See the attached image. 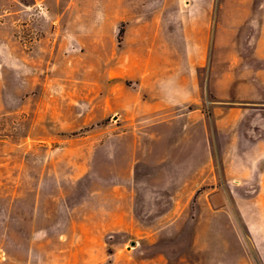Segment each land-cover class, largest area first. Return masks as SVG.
<instances>
[{
    "label": "rangeland",
    "instance_id": "1",
    "mask_svg": "<svg viewBox=\"0 0 264 264\" xmlns=\"http://www.w3.org/2000/svg\"><path fill=\"white\" fill-rule=\"evenodd\" d=\"M64 8L0 0V264H264V0Z\"/></svg>",
    "mask_w": 264,
    "mask_h": 264
},
{
    "label": "crops",
    "instance_id": "2",
    "mask_svg": "<svg viewBox=\"0 0 264 264\" xmlns=\"http://www.w3.org/2000/svg\"><path fill=\"white\" fill-rule=\"evenodd\" d=\"M58 1H60V0H58ZM61 1H64L65 8L63 11H61V13H63V14H61V16H60V14H58L57 17L58 18H60V17L64 18L65 23H63V24L60 23L63 33L67 32L69 36H75L76 33H74V32H78V33L86 32V31L91 32L89 30V27L83 25L86 23L80 24V21H79L80 18H82V14L80 13L79 8H80L81 4L83 3V0H61ZM125 19L126 18H124L123 16L117 17L113 21V23L108 27L107 31H105V30L102 31V28H100L96 24L95 30L93 32H96V33L101 34V35L108 32L107 34L111 38V44H126L127 43V33L129 30V27H128L127 23L125 22ZM120 24H122V25L124 24L123 25L124 35L121 36V37H123V40L117 39V34H118V29H119ZM75 28H78V29L76 30ZM58 44H80V43L77 40H76V42H70L69 43V40H67V41H64L61 43L59 42Z\"/></svg>",
    "mask_w": 264,
    "mask_h": 264
},
{
    "label": "trees",
    "instance_id": "3",
    "mask_svg": "<svg viewBox=\"0 0 264 264\" xmlns=\"http://www.w3.org/2000/svg\"><path fill=\"white\" fill-rule=\"evenodd\" d=\"M122 33H123V25L120 24L119 29H118V34H117V39L118 40L121 39Z\"/></svg>",
    "mask_w": 264,
    "mask_h": 264
}]
</instances>
